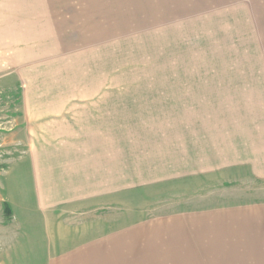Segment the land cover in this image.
<instances>
[{
    "label": "rangeland",
    "instance_id": "374dc122",
    "mask_svg": "<svg viewBox=\"0 0 264 264\" xmlns=\"http://www.w3.org/2000/svg\"><path fill=\"white\" fill-rule=\"evenodd\" d=\"M230 70L264 73V0H0V264H94L85 245L146 219L182 214L185 223L204 211L264 206V179L242 170L221 179L150 178L109 204L60 207L43 201L31 173L19 166L29 154L27 141L17 137L25 126L23 99H63L75 86L82 99L105 98L111 89L125 111L118 137L147 153L144 159L166 149L186 166L176 140L200 125L181 122L233 116L237 109L229 102L201 111L197 99L178 109L174 90L235 88L224 75ZM153 87L166 90L158 93L157 112L143 91ZM263 242L258 252L245 253L258 258L224 261L264 264Z\"/></svg>",
    "mask_w": 264,
    "mask_h": 264
},
{
    "label": "crops",
    "instance_id": "0c3cea01",
    "mask_svg": "<svg viewBox=\"0 0 264 264\" xmlns=\"http://www.w3.org/2000/svg\"><path fill=\"white\" fill-rule=\"evenodd\" d=\"M258 72L230 70L225 73L235 88L223 86L232 84L201 89L188 85L174 90L178 109L193 104L195 99L194 105L201 111L217 105L224 108L229 102L237 109L233 116H188L187 122H181L200 125L195 128L188 125L193 129L176 140L175 147L179 148V156L186 166H179L178 156L166 149L144 159L147 153L118 137L117 125L123 124L125 111L121 108L122 102L113 99L111 89L105 98L92 94L77 98L81 97L76 93L82 88L76 89V86L73 92L68 91L72 94L63 99L24 98L19 123L25 126L19 129L21 136L17 137L27 141L29 154L19 161L20 169L31 173L34 180L31 184L46 203H59L60 207L78 205L81 209L112 203L115 199L107 201L110 197L147 186L150 178L151 182L172 181L196 178L198 174L221 179L237 177L240 171L247 170L263 180L264 86L259 85H264V78L258 76L264 77V73ZM143 91L149 93L147 97L152 99L157 112L161 107L158 93L166 90L153 87ZM244 92L252 94L248 98L235 97L236 93ZM175 110L170 109L169 113ZM30 179L27 182L30 183ZM181 215L154 221L146 219L117 229L108 238H99L93 246L84 248L90 252V262L94 264L104 263L103 259L109 261L110 257L113 261L110 264L122 261L196 264L197 258L207 260L208 264L218 261L228 264L224 261L227 258H258L245 253L262 249L264 206L204 211L194 221L187 217L185 223ZM79 249L73 252L78 259L81 257Z\"/></svg>",
    "mask_w": 264,
    "mask_h": 264
}]
</instances>
